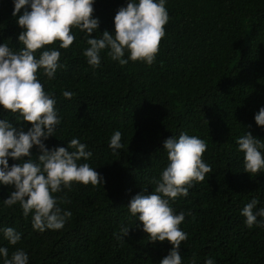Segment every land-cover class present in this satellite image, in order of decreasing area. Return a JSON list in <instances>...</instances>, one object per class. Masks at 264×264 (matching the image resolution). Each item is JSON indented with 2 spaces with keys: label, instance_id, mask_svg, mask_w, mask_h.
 I'll use <instances>...</instances> for the list:
<instances>
[{
  "label": "trees",
  "instance_id": "1",
  "mask_svg": "<svg viewBox=\"0 0 264 264\" xmlns=\"http://www.w3.org/2000/svg\"><path fill=\"white\" fill-rule=\"evenodd\" d=\"M126 3L94 0L99 32L113 29V17ZM165 7L169 20L151 65H120L102 51L101 66L93 69L82 55L84 33L72 29L75 39L60 49L63 68L53 80L39 77L56 96L62 117L45 145L66 147L78 137L92 151L88 163L104 184L74 183L64 190L61 207L72 215L59 230H34L18 204L0 206V226L22 233L16 245L0 236L9 255L23 248L29 264H159L170 243L148 240L126 206L136 193L153 190L150 181L167 162L163 140L183 131L206 141L202 159L211 166L186 197L172 202L186 213L180 225L188 233L179 246L183 264H203L207 257L216 264H264V226L248 228L240 215L252 196L264 207V173L243 170L235 143L245 131L264 139V126L254 120L264 106V0H167ZM12 10L13 0H0V43L15 50L20 13L13 16ZM62 90L75 95L66 99ZM4 117L24 130L30 126L0 110ZM113 130L122 133L117 152L108 147ZM31 152L34 159L39 155L36 146ZM15 162L8 160L9 166ZM11 190L0 185V200ZM122 227H128L124 235Z\"/></svg>",
  "mask_w": 264,
  "mask_h": 264
},
{
  "label": "clouds",
  "instance_id": "2",
  "mask_svg": "<svg viewBox=\"0 0 264 264\" xmlns=\"http://www.w3.org/2000/svg\"><path fill=\"white\" fill-rule=\"evenodd\" d=\"M166 2L127 0L113 17V29L99 32V19L92 15L94 0H13L12 15L20 13L16 22L21 31L15 50L9 43H0V110H8L16 121L30 122V126L24 130L7 117L0 118V185L12 188L0 200V206L11 208L18 204L21 214L30 217L34 230L64 227L72 215L69 209L61 207L66 202L64 190H70L74 183L104 184V177L88 163L92 151L78 137L67 140L66 147L45 145L49 136H56L62 117L56 108V96L45 90L39 77L53 80L57 70L63 68L60 49L72 44V29L84 33L87 46L82 55L93 69L101 66L102 51L120 65L129 61L151 65L169 20ZM94 32L99 35H90ZM61 94L69 100L75 95L70 90H62ZM254 120L257 126H264V106ZM121 136L120 130H113L108 140L112 152L123 148ZM235 143L242 153L243 170L250 175L264 173V139L245 131L236 137ZM34 146L39 150L35 159L31 152ZM206 148L204 139L183 131L165 138L162 150L167 162L150 181L153 190L136 193L126 206L129 214L141 222L148 240L170 243L159 264H183L179 246L188 233L180 225L186 213L177 212L172 202L186 197L194 182L211 173V166L202 159ZM9 158L16 161L11 166ZM258 204V198L252 196L240 209L248 228L264 226V207H257ZM127 230L128 227H122L120 231L124 235ZM0 236L8 245H16L22 233L14 226H0ZM0 264H29V254L23 248H15L9 255L8 247L0 245ZM203 264L216 261L207 257Z\"/></svg>",
  "mask_w": 264,
  "mask_h": 264
}]
</instances>
